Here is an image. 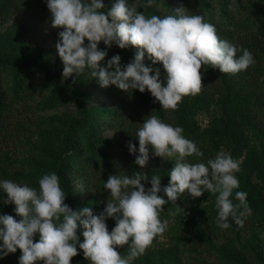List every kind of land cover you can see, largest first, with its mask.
Wrapping results in <instances>:
<instances>
[{"label": "clouds", "instance_id": "clouds-1", "mask_svg": "<svg viewBox=\"0 0 264 264\" xmlns=\"http://www.w3.org/2000/svg\"><path fill=\"white\" fill-rule=\"evenodd\" d=\"M50 12L49 23L58 31L55 44L63 64L62 80L76 78L91 70L101 88L115 86L131 94L134 90H146L164 111H175L185 96H196L202 91V66L218 69L223 74H237L255 64L253 54L247 49L242 55L235 45L222 40L215 25L204 22L201 15H188L183 4L173 9V15L163 18L157 15L146 17L137 11V6H128L126 0H114L107 12L103 0H46ZM143 9L155 6V0L139 5ZM87 41V43H85ZM113 45L120 49L129 46L137 49L134 58L121 63L119 54L100 62ZM152 64L162 63L166 76L145 65V54ZM131 99V95L129 96ZM182 127L164 123L156 115L144 118L136 137V146L127 145L129 153L135 155L134 163L144 169L151 155L162 161L174 160L167 186H161V177L153 175L151 187L143 171L131 177L109 175L104 183L108 199L103 211L94 214L93 208L84 206L79 210L65 203L66 194L60 187V178L53 172L39 179V188L18 184L10 180L0 182L6 193L4 204H14L13 215H0V258L19 249L22 255L18 264H70L83 250L84 258L91 264H132L143 256L157 236L168 227L161 221L160 212L169 202L187 192L198 198L205 191L216 196L217 226L228 229L231 216L238 227H243L245 218L252 214L247 202V193L235 192L239 180L235 173L241 170L240 163L221 150L207 163H189L186 158L203 157L196 144L185 138ZM163 192L167 200L159 195ZM113 219L115 227L108 230L106 220ZM83 228V242L77 234ZM39 234L38 242L34 236ZM128 247L126 256L117 248Z\"/></svg>", "mask_w": 264, "mask_h": 264}, {"label": "rangeland", "instance_id": "rangeland-1", "mask_svg": "<svg viewBox=\"0 0 264 264\" xmlns=\"http://www.w3.org/2000/svg\"><path fill=\"white\" fill-rule=\"evenodd\" d=\"M107 1L111 0H103V3ZM146 2L147 0H134V3L127 4L130 7L135 4L137 11L143 12L146 17L150 18L152 15L139 6ZM110 6L111 3L106 5L102 11L107 12ZM156 11L159 12L158 15L161 13L159 15L161 18L171 15L169 13L171 11L165 10L164 14L160 12V9H155L154 12ZM49 18L48 10L41 19H32L23 11L0 19V83L2 85L11 87L14 84L11 66L21 62L32 65L42 55L50 68L51 75L58 80L59 86L71 79L62 80L63 64L55 48L60 29L52 28ZM123 50L131 59L137 51L131 46ZM144 63L148 67L152 64L147 58V53ZM100 64L105 67L103 61ZM29 72L30 75L34 74V86H39L41 90L39 94L28 100L25 106H16L17 110L0 122V182L10 180L21 185L27 184L35 163L41 165L55 163L60 156L65 154L61 140L67 135V129L80 120L72 102L63 104L54 98L57 92L56 82L47 81L43 71L31 69ZM232 75L234 77V74ZM251 83L252 80L247 81L245 77H242L240 82H231L227 79L221 89L222 92L219 89L212 90L209 93L211 96H206L202 88L200 94L191 96V100L198 101L193 117L197 133L183 134L204 153L203 157H187V162L207 163V160L214 159L216 154L223 150L240 163L241 170L235 173L239 184L242 176L249 174L248 171L243 170L249 153H255L257 158L264 161V121L254 119L252 124L256 123V127L252 128V125L240 115L241 110L248 104L246 94H250L255 89ZM85 86L84 95L87 99L88 110H95L99 113L113 112V101L106 94L105 89L100 87L97 80L89 81ZM258 86L257 93L264 98V74ZM87 130L90 136L88 143L84 141L75 143L72 137L68 138V143L70 142L72 148L70 154L74 155L75 161H78L80 165L92 161L102 167V155H106L110 161L114 156L115 151L113 150L118 148V144L124 143V140L116 131L111 130L102 118H94L88 123ZM103 142L107 145L115 143V146L109 148L102 145ZM157 162L161 170L159 173L154 171L153 175L161 177L162 187L167 186L170 170L175 161H162L157 157ZM129 163L130 165H125L114 175L131 177L137 170H131L136 166L134 162ZM68 168L65 176L74 193L73 205L77 206L72 210L76 211L89 206L93 207V211L94 208L99 210V213L103 211L109 195L104 189V182L94 180L93 177L88 179L78 172H72V166ZM147 175L148 181H142L146 189L151 187L150 174ZM248 178L254 185H264L263 177L254 175ZM30 187L36 188L33 185ZM159 195L167 200L162 191ZM6 198V193L0 188V215H13L19 220L20 217L14 212L15 205L3 203ZM231 199L233 203H238L234 192ZM215 201L216 196L207 191L198 198H193L185 192L176 203L165 204L163 211L160 212V219L168 221L167 229L161 236H157L146 253L134 260L132 264H235L234 260L240 255L244 256L243 249L247 248L252 250V257L259 254L264 258V233L259 229L252 230L246 222L248 218H253L259 223L262 213L248 203L252 214L245 218L244 226L238 227L230 216L227 222L231 226L224 230L217 226L218 209ZM108 222L106 224L111 232L115 227V221L108 219ZM82 233L83 228L79 227L77 234L80 242L84 240ZM38 240L39 234L37 233L34 236V242ZM117 251L122 256H126L128 247L125 245L123 248H117ZM16 252L19 257L22 255L19 249ZM18 262L19 260L14 258L11 264H18ZM242 262L245 263V260ZM37 264H42V262H37ZM70 264H91V261L85 259L83 250L78 248V255L71 259Z\"/></svg>", "mask_w": 264, "mask_h": 264}, {"label": "trees", "instance_id": "trees-1", "mask_svg": "<svg viewBox=\"0 0 264 264\" xmlns=\"http://www.w3.org/2000/svg\"><path fill=\"white\" fill-rule=\"evenodd\" d=\"M112 2L114 0L107 1L104 4L106 6ZM126 3H134V0H126ZM180 4L186 7L188 15H201L204 18V22L215 25L220 39L227 40L240 49L237 52V56L242 55L243 49H247L253 54L255 64L245 71L234 74L235 78L231 74H228L229 76L227 77L218 69H212L207 66H202L201 75L202 88L206 96H211L209 93L212 90L219 89L222 92L221 89L224 87L227 79L231 82H240L242 77H245L247 81L252 80L251 84L254 85L255 89L250 94H246L248 104L241 110L240 115L246 119V122L252 125V128L256 127V123L252 124L254 119L264 121V98L257 93L259 89L258 82L264 74V0H155V6L146 9V11L151 15L159 16L161 13L158 15L159 12H154L155 9H160L162 13L167 10L171 11L169 13L173 15L174 12L171 7H178ZM19 11L25 12L32 19H41L44 13L48 11V8L46 0H0V19L8 18ZM98 47L101 50L107 51V56L103 60L105 67L107 66V60L115 54L121 56L122 64H127L132 60L126 51L116 45L107 48L101 42ZM11 67L13 69L14 84L11 87H7L0 83V122L11 115L13 111H16V106H25L28 100L40 93L41 88L39 86L35 87L33 84L34 74L30 75L29 72L31 69L43 71L47 81L56 82L57 92L54 96L55 99L63 104L72 102L76 107L80 120L67 129V135L61 140L65 148V154L60 156L51 165L35 163L29 175V180L26 182L28 186L33 185L39 188V179L45 174L55 172L60 178V187L66 194L65 203L71 208H76L77 206L73 205L74 193L65 176L66 171L69 169L68 167L72 166V172H78L88 179L93 177L94 180L105 183L109 175L117 174V170L123 168L125 165H130L129 162L135 161V155L129 153L127 145L129 143L134 144L137 149L136 154H138L139 140L135 135L147 116L156 115L166 124L173 127H182L184 129L183 134L185 135L197 133L193 117L198 101L191 100V96L183 97L177 110L164 111L158 102L153 103L154 98L147 90L144 93L134 90L129 94L117 89L115 86H110L104 89L113 101L114 110L112 113H99L98 111L87 109V99L84 95L86 83L92 80L98 81L97 78L91 76V70H86L83 75L78 76L75 84L70 79L62 86H59L58 80L51 75L50 68L43 55L32 65L21 62ZM149 67L154 69L153 75L155 74V69L158 68L161 73L160 79L164 80L166 73L162 63L151 64ZM69 88L72 90L69 91ZM130 95L131 99L129 98ZM94 118L104 119L106 125L111 130L116 131L124 140V143L118 144V148L113 150L115 151L113 153L114 156L110 161L106 155H102V167L97 162L92 161H87L84 165L78 164V161H75L74 155L70 154L72 148L70 142L68 143L69 137H72L75 143H82L83 141L88 143L90 136L87 125ZM102 145L112 148L115 146V143L107 145L103 142ZM133 169L150 174L149 181H151L155 173L154 171L159 173L161 170L158 166L157 157L151 155V150L147 166L141 169L139 165H136L131 170ZM243 170L249 172V174L246 173L248 177L256 175L264 179V161L257 158L253 152L249 153ZM246 175L242 176L239 188L234 189L233 192L243 191L247 193V202L257 211L261 212L262 217L259 223L253 218H248L246 222L252 230L259 229L260 232L264 233V185H254ZM93 212L94 214H99V210L95 208ZM106 223H109L108 220H106ZM243 250L244 256L240 255V257L235 259V264H264L262 256L256 254L253 258L251 255L252 250L249 248ZM14 258L17 261L19 260L17 252L0 258V264H11ZM77 260L80 261L79 259ZM242 260H245V263Z\"/></svg>", "mask_w": 264, "mask_h": 264}]
</instances>
